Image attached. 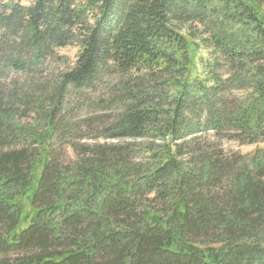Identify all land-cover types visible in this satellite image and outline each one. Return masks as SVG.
Returning a JSON list of instances; mask_svg holds the SVG:
<instances>
[{
    "label": "trees",
    "instance_id": "obj_1",
    "mask_svg": "<svg viewBox=\"0 0 264 264\" xmlns=\"http://www.w3.org/2000/svg\"><path fill=\"white\" fill-rule=\"evenodd\" d=\"M228 141L264 144L250 0H0V264H264Z\"/></svg>",
    "mask_w": 264,
    "mask_h": 264
},
{
    "label": "rangeland",
    "instance_id": "obj_2",
    "mask_svg": "<svg viewBox=\"0 0 264 264\" xmlns=\"http://www.w3.org/2000/svg\"><path fill=\"white\" fill-rule=\"evenodd\" d=\"M258 1V0H257ZM250 2L258 9L261 15H264V0H260L263 4L258 5V3L255 2V0H250ZM78 48L74 46H70L68 48L62 49L61 53L63 55L69 56L71 59H75L77 53H78ZM222 73L225 74V70H222ZM223 146L226 149H233L234 151L240 152L242 154H252L256 153L260 148L258 147H264V144L262 143H246V144H240L239 142H234V141H228L224 142Z\"/></svg>",
    "mask_w": 264,
    "mask_h": 264
}]
</instances>
